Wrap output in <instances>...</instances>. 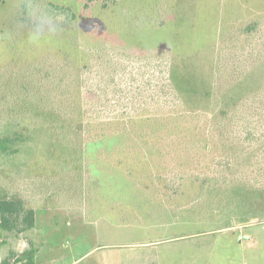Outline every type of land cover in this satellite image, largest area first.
I'll return each instance as SVG.
<instances>
[{"label":"trees","instance_id":"obj_1","mask_svg":"<svg viewBox=\"0 0 264 264\" xmlns=\"http://www.w3.org/2000/svg\"><path fill=\"white\" fill-rule=\"evenodd\" d=\"M92 1L88 0L83 7L88 8ZM55 12L61 16L67 14L64 19L70 23L76 19L70 6L57 7ZM261 17L264 15L258 13L250 19L238 18L222 32L241 33L247 50L218 49L210 109L187 107L175 84L174 64L165 55L113 62L104 60L94 50L87 51L85 57L54 51L60 58L57 61L49 57L50 51L31 60L13 53L0 66V116L9 124L16 123L17 129L0 135V156L21 162L17 174L6 173L15 175L12 181L23 190L19 187L13 193L0 190V242L9 245L0 264H35L37 248L32 234L35 207L42 199L37 188L41 182L55 181L63 188L69 185L81 188L96 186L108 176L109 186L105 187L108 201L105 202L111 206L116 202L119 209L125 204L120 201L129 198L120 196L125 190L113 186V175L135 152L151 157L146 173L154 181L153 193L173 209L182 208L175 200L180 194L188 202L202 197V201L213 199L231 206L240 203L245 207L244 203H249L250 208L254 207L252 200L260 202L264 190L258 188H264V179L252 160L264 150L260 139L264 132L256 126V120L264 123V74L258 69L264 66V19ZM16 19L20 23L26 19L27 24L30 20L28 15ZM257 34L262 36L259 41L263 45L255 50L256 38L252 36ZM146 60L157 64L141 74L139 68ZM138 82L144 87L142 97L135 92V88H140ZM108 85L111 89L122 88L113 95L116 99L111 101V106L117 102L127 104L124 111L105 113V107L100 106L102 87L108 88ZM139 98H144L148 108H141L138 114L165 112L164 116H157L164 126L132 128L126 123L135 110H129V106ZM151 137L156 141L149 142ZM118 138H124L125 142L118 143ZM140 138L146 144H140L137 141ZM25 144L29 153L23 157L19 147ZM177 170L184 173L177 176ZM130 172L131 168L125 165V179H130ZM89 191L87 194L97 196V190ZM131 191L146 190L134 178ZM99 198L102 202L103 195ZM92 200L85 202V209L82 203L71 207L84 210L86 218L91 217L96 214ZM129 204L136 217L142 216L139 211L149 206L137 199ZM121 210L124 213L119 214V219L125 216L127 208Z\"/></svg>","mask_w":264,"mask_h":264},{"label":"rangeland","instance_id":"obj_2","mask_svg":"<svg viewBox=\"0 0 264 264\" xmlns=\"http://www.w3.org/2000/svg\"><path fill=\"white\" fill-rule=\"evenodd\" d=\"M25 1L0 0V66L14 56L13 53L31 60L50 51L49 57L57 61L60 58L54 51L85 57L87 51L94 50L104 60L113 62L165 55L174 64L175 84L191 109L211 108V84L218 49L247 50L241 40L243 35L236 29L232 28L236 31L233 34L222 32L238 18L264 15V0H94L88 8L83 7L88 0H40L54 17H63L64 22L55 34L45 33L33 39L30 20L27 24L26 19L22 23L16 19L27 15ZM61 6L72 8L76 16L72 23L65 21L67 14L61 16L55 12ZM252 37L256 38L253 44L257 48L251 47L258 50L263 45L262 36ZM156 64L146 60L139 71L143 74ZM258 69L264 74V66ZM138 83L140 88H135V92L142 97L144 87L142 82ZM121 91V87H102L100 106L105 107V113L124 111L128 107L119 102L111 106V101L116 99L113 95ZM143 99L129 106V110H135L126 123L132 128L164 126L157 116L162 117L165 112L138 114L141 108H148ZM251 119L254 123L253 116ZM256 121L259 131L264 132V123ZM16 125L0 116V135L15 131ZM260 139L264 142V134ZM117 141L122 144L125 139ZM137 141L146 144L141 138ZM148 141L156 139L151 137ZM19 148L23 157L29 153L28 145ZM130 157L113 175V186L125 190L120 196L129 198L120 201L125 203L120 205V211L116 202L112 206L105 202L108 201L105 192V187L109 186L108 176L96 186L81 188L70 185L63 188L55 181L41 182L37 188L42 199L35 207L37 231L32 234L37 248L36 264H264V193H257L260 202L251 201L253 208L247 205L249 203H244L245 207L240 203L231 206L213 199L202 201V197L188 202L182 200L180 194L175 200L182 208L176 210L153 193L154 181L146 173L151 157L137 152ZM252 162L260 168L259 174L264 179V150L256 154ZM21 165L20 161L0 156V190L9 193L16 187L23 190L12 181L15 175L6 173L17 174ZM125 165L131 168L129 180L124 178ZM183 173L184 170H177V176ZM134 178L146 191H131ZM89 190H97V196L87 194ZM88 199H93L91 206L96 214L86 218L84 210H73L71 206L82 203L85 209ZM136 199L146 202V207L149 204L144 211H139L142 216H134L130 209V201ZM124 207L127 208L125 216L119 219ZM8 247L0 242V260Z\"/></svg>","mask_w":264,"mask_h":264},{"label":"clouds","instance_id":"obj_3","mask_svg":"<svg viewBox=\"0 0 264 264\" xmlns=\"http://www.w3.org/2000/svg\"><path fill=\"white\" fill-rule=\"evenodd\" d=\"M25 11L30 19V36L33 39L47 34H55L60 30L63 18L53 16L41 3L40 0H26Z\"/></svg>","mask_w":264,"mask_h":264},{"label":"crops","instance_id":"obj_4","mask_svg":"<svg viewBox=\"0 0 264 264\" xmlns=\"http://www.w3.org/2000/svg\"><path fill=\"white\" fill-rule=\"evenodd\" d=\"M35 231H37L36 227H35ZM35 264H36V256H35Z\"/></svg>","mask_w":264,"mask_h":264}]
</instances>
